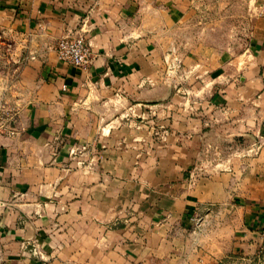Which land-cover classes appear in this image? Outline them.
<instances>
[{"label":"crops","instance_id":"1","mask_svg":"<svg viewBox=\"0 0 264 264\" xmlns=\"http://www.w3.org/2000/svg\"><path fill=\"white\" fill-rule=\"evenodd\" d=\"M240 1L244 45L193 57L190 0H0V264H264V0Z\"/></svg>","mask_w":264,"mask_h":264},{"label":"rangeland","instance_id":"2","mask_svg":"<svg viewBox=\"0 0 264 264\" xmlns=\"http://www.w3.org/2000/svg\"><path fill=\"white\" fill-rule=\"evenodd\" d=\"M189 14L180 32L185 39L180 50L190 56H208L226 48H241L248 39L247 28L239 24L240 0H190ZM238 9V10H235ZM1 20V17H0ZM8 39L0 28V73L8 66ZM11 61V69H13Z\"/></svg>","mask_w":264,"mask_h":264},{"label":"built area","instance_id":"3","mask_svg":"<svg viewBox=\"0 0 264 264\" xmlns=\"http://www.w3.org/2000/svg\"><path fill=\"white\" fill-rule=\"evenodd\" d=\"M53 48L57 58L64 63L81 69H87L91 64L93 53L88 41L82 35H64L55 41ZM31 253L39 255L37 247L34 246ZM258 253L264 254V235L261 238Z\"/></svg>","mask_w":264,"mask_h":264}]
</instances>
